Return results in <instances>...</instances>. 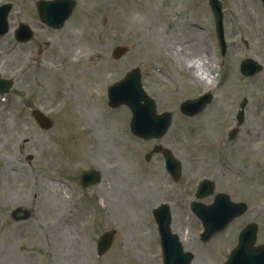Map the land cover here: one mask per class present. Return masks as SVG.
Instances as JSON below:
<instances>
[{"label": "rangeland", "instance_id": "1", "mask_svg": "<svg viewBox=\"0 0 264 264\" xmlns=\"http://www.w3.org/2000/svg\"><path fill=\"white\" fill-rule=\"evenodd\" d=\"M221 1L224 57L205 0H77L61 30L35 27L27 43L15 39L14 28L20 21L36 26L37 0H0L14 6L11 30L0 39V74L14 82L0 105V264H161L153 209L162 202L173 209L174 228H189L194 264H223L246 222L261 223L264 238V70L251 80L239 72L248 57L264 65V4ZM117 46L128 48L119 60ZM190 64H200L206 79ZM136 67L158 111L173 113L159 140L135 137L130 109L108 105L107 87ZM227 71L231 88L225 82L215 90ZM204 90L214 92L211 106L183 115L181 103ZM245 97V123L230 140ZM35 109L53 119L52 129L39 126ZM157 143L182 161L179 181L160 155L145 161ZM73 167L98 169L102 182L83 187ZM203 179L249 203L211 245L197 240L202 224L187 213ZM21 208L29 215L15 220ZM107 230L116 231L115 239L99 255Z\"/></svg>", "mask_w": 264, "mask_h": 264}, {"label": "water", "instance_id": "2", "mask_svg": "<svg viewBox=\"0 0 264 264\" xmlns=\"http://www.w3.org/2000/svg\"><path fill=\"white\" fill-rule=\"evenodd\" d=\"M211 1V4H212V7L216 13V17H217V25H218V29L219 31H222V10H221V5L220 3L217 1V0H210ZM41 12L43 13V9H41ZM119 52L122 51L121 49H117ZM117 52V51H116ZM133 75H137V72H133L132 73ZM131 74V76H132ZM138 80H135L134 82L132 83H128L126 86H125V90H124V94H123V97H120L119 98V101L120 102H124V103H128L133 111H134V114H135V122H134V125L140 129L145 128L144 126V119L141 118V117H146L148 119L152 118L154 122H156V119L157 116L155 115V112L153 113V117L152 116V112H153V107L154 105L152 104V102H150V100L147 98L146 94L142 93V91L140 90V87L138 85V83H136ZM128 88V89H126ZM129 95H128V93ZM133 93L135 94V97L133 96ZM128 95V96H127ZM135 99H138L140 101L143 100L144 103H146V108L145 110L143 108L140 107V105H138V102L135 100ZM152 106H150V105ZM195 111L192 112V114L194 113ZM36 116L38 117V119L43 122V118L39 115V114H36ZM156 117V118H155ZM159 120H162V126L160 127V132H156V133H150L148 136H162L163 133L166 131L168 125H169V117H168V121H167V118L166 117H163V118H160ZM45 126H48L47 123H43ZM112 235L113 233H107L106 236L103 238V240L101 241L100 243V247H101V252L105 251L109 245L111 244L112 242Z\"/></svg>", "mask_w": 264, "mask_h": 264}, {"label": "bare ground", "instance_id": "3", "mask_svg": "<svg viewBox=\"0 0 264 264\" xmlns=\"http://www.w3.org/2000/svg\"><path fill=\"white\" fill-rule=\"evenodd\" d=\"M211 64H214V63L211 62ZM196 71H197L198 73H200L202 76L205 75V72H201L200 64L197 66ZM228 85H229V87L232 86V80H231V79H230V81L227 82V87H228ZM230 88H231V87H230ZM233 88H234V87H233Z\"/></svg>", "mask_w": 264, "mask_h": 264}]
</instances>
